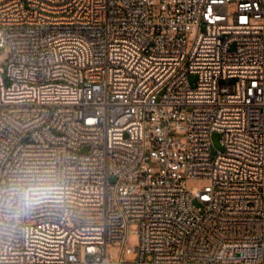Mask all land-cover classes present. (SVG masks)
Masks as SVG:
<instances>
[{
    "label": "built area",
    "instance_id": "built-area-1",
    "mask_svg": "<svg viewBox=\"0 0 264 264\" xmlns=\"http://www.w3.org/2000/svg\"><path fill=\"white\" fill-rule=\"evenodd\" d=\"M0 48V264H264V0H0Z\"/></svg>",
    "mask_w": 264,
    "mask_h": 264
},
{
    "label": "rangeland",
    "instance_id": "rangeland-1",
    "mask_svg": "<svg viewBox=\"0 0 264 264\" xmlns=\"http://www.w3.org/2000/svg\"><path fill=\"white\" fill-rule=\"evenodd\" d=\"M189 45H191V43H189ZM6 60H7L6 49L0 48V62H5ZM190 80L193 83L197 80V77L192 75V76H190ZM221 139H222V135L220 133H214L213 134V143L218 150H222ZM209 184H210V182L208 180H205L202 178L201 179H190L187 181V186L194 193H196L198 190L204 189ZM137 229H138L137 226H135V225L131 226V230L133 232V233H131V235L129 237V245L131 247H135V246L139 245V242H140L139 236L137 233H135V231ZM129 259H130V257H129Z\"/></svg>",
    "mask_w": 264,
    "mask_h": 264
}]
</instances>
